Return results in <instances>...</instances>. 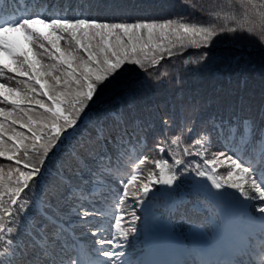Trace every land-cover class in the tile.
<instances>
[{
	"label": "snow or ice",
	"instance_id": "snow-or-ice-1",
	"mask_svg": "<svg viewBox=\"0 0 264 264\" xmlns=\"http://www.w3.org/2000/svg\"><path fill=\"white\" fill-rule=\"evenodd\" d=\"M78 3L71 14L67 0L63 10H33L40 0L0 7V158L9 162L0 164V264H264V51L243 88L189 97L192 119L175 103L163 118L135 105L88 117L110 85L147 83L188 49L207 63L226 33L264 47V0H201L191 7L205 16L193 22L132 0ZM178 117V132L156 144L172 163L156 160L147 177L121 174L135 144L146 147L158 121L167 131ZM138 159L136 169L148 158ZM116 212L118 234L104 223Z\"/></svg>",
	"mask_w": 264,
	"mask_h": 264
},
{
	"label": "trees",
	"instance_id": "trees-1",
	"mask_svg": "<svg viewBox=\"0 0 264 264\" xmlns=\"http://www.w3.org/2000/svg\"><path fill=\"white\" fill-rule=\"evenodd\" d=\"M200 2L201 0H132V3L148 9L154 15H160L164 18L184 17L189 22H193L194 19L201 20L205 16L198 9L194 10L191 7L192 4ZM81 6L82 4L78 3V0H67L69 14ZM0 7L11 8V0H3ZM39 7H46L47 9L56 7L58 10H63L65 4L64 0H60L59 4H56V0H40V4L33 10H38ZM262 51H264V47L260 44L258 37L241 34L240 32L236 34L226 33L216 40L211 47L210 59L207 63H193L192 61L197 60L200 52L195 49H188L183 56H178L175 61L166 60L153 78L142 77L141 79L147 80V83L131 80L110 85L92 103L88 117L103 116L109 112L119 111L129 105H135L140 110L141 115L145 117L148 109H155L159 112V117L163 118L173 103H175L178 111L183 105L182 114L188 119H192L196 113L192 110L189 97L192 98L193 102L201 97L211 100L221 90L243 88L245 78L258 73ZM184 60H189V64L185 65L183 63ZM177 68H179L178 73L176 71ZM165 70L168 71V75L157 80L155 77ZM0 82L6 81L0 78ZM201 108L203 110L202 105ZM88 117H85V120ZM179 125L178 117L176 124L165 131L158 121L157 130L148 135L146 147L135 144V140H133V144L136 146V151L131 153L134 161L128 163L127 157H125L120 165L121 174L128 176L135 169L139 176L147 177L149 171L154 168L156 160L167 159L169 163H172L169 153H159L156 150V144L159 140L165 138L170 140L171 136L178 132ZM199 131L200 127L197 125L191 136L184 139L182 147L190 145L192 140L198 138ZM165 147H167V144H165ZM196 150V148H192L193 152ZM220 150H223V148L217 145L210 150L209 155L213 151ZM140 156H146L148 158L147 163L140 165V168L136 169V165L139 163L138 157ZM196 159L199 160V158ZM8 163L4 158H0V164H4L6 168ZM228 170L226 165L218 168V172L221 174H226ZM133 190L134 187L130 186L126 203L120 205L126 211H130L135 203V198L132 196ZM116 191L123 193V188L116 186ZM179 191L188 193L187 184H182ZM27 195L30 196L31 192H28ZM190 198L195 199L194 196ZM115 200L118 203V196ZM108 203L113 205V197H109ZM117 214L119 213L117 212ZM177 225L182 230L187 228V225L182 221H177ZM118 232L119 230L114 233L118 234ZM129 251H131V248H129Z\"/></svg>",
	"mask_w": 264,
	"mask_h": 264
},
{
	"label": "rangeland",
	"instance_id": "rangeland-1",
	"mask_svg": "<svg viewBox=\"0 0 264 264\" xmlns=\"http://www.w3.org/2000/svg\"><path fill=\"white\" fill-rule=\"evenodd\" d=\"M109 212L112 213L113 209H110ZM114 219H115V213L110 214L109 218L104 222L109 232H112L113 229L116 227V222L114 221Z\"/></svg>",
	"mask_w": 264,
	"mask_h": 264
}]
</instances>
